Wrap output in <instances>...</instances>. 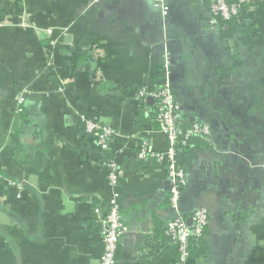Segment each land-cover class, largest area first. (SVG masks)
<instances>
[{
    "label": "crops",
    "instance_id": "crops-1",
    "mask_svg": "<svg viewBox=\"0 0 264 264\" xmlns=\"http://www.w3.org/2000/svg\"><path fill=\"white\" fill-rule=\"evenodd\" d=\"M209 5L167 0L164 33L154 0H0V264H97L110 160L128 230L116 264H176L166 169L135 158L142 140L168 148L137 98L161 82L165 45L183 116L212 131L178 158L181 212L209 213L187 264H264V9L211 28ZM82 117L115 131L106 152Z\"/></svg>",
    "mask_w": 264,
    "mask_h": 264
},
{
    "label": "built area",
    "instance_id": "built-area-1",
    "mask_svg": "<svg viewBox=\"0 0 264 264\" xmlns=\"http://www.w3.org/2000/svg\"><path fill=\"white\" fill-rule=\"evenodd\" d=\"M264 5V0H210L209 25L218 28L222 22H229L236 18L243 7L257 9ZM154 7L161 17L162 31L166 32V18L168 15L167 0H154ZM222 21V22H221ZM51 34V31H48ZM171 62L166 45L164 47L162 79L154 89L140 87L137 89V98L145 101L147 98L154 100L156 114L154 121L158 129L168 141L165 151H155L149 141L142 140L135 145V158L138 162L152 161L165 167L168 190V208L172 214L171 219L164 227V234L174 246L177 254L176 264H187L189 260L190 242L204 236L209 223V213L205 209H196L190 217L181 212V198L188 185L186 171L180 166L178 158L184 149L190 146L193 139L209 142L212 136L211 128L206 123L196 120L188 121L182 113L181 105L176 101L171 82ZM21 93L15 100V109L21 112L25 101V93ZM84 131L96 137V143L101 153L109 149L110 141L116 133L110 127L101 124L96 119L82 117ZM108 168V184L112 190L108 201L107 212L103 215L98 210L96 214L101 227L103 254L97 264H116L118 247L122 237L127 233V227L122 218V205L118 191L122 171L112 160L105 163ZM3 180L0 174V181ZM9 185L21 191V186L15 182ZM187 220H190L188 225Z\"/></svg>",
    "mask_w": 264,
    "mask_h": 264
},
{
    "label": "trees",
    "instance_id": "trees-1",
    "mask_svg": "<svg viewBox=\"0 0 264 264\" xmlns=\"http://www.w3.org/2000/svg\"><path fill=\"white\" fill-rule=\"evenodd\" d=\"M231 2H236V0H230ZM261 7L264 9V5H261ZM244 8H247V6L243 7L242 9ZM222 22V21H221ZM224 23V22H222ZM154 117H155V114H156V109H154ZM184 151H186V149H184ZM206 233V230L204 232V235ZM204 237V236H203ZM203 237L199 238V239H193L191 240L190 242V248H189V256L192 254V251L197 248V247H203ZM206 251V250H205Z\"/></svg>",
    "mask_w": 264,
    "mask_h": 264
},
{
    "label": "water",
    "instance_id": "water-1",
    "mask_svg": "<svg viewBox=\"0 0 264 264\" xmlns=\"http://www.w3.org/2000/svg\"><path fill=\"white\" fill-rule=\"evenodd\" d=\"M233 161H235V157H233ZM188 225H190V220H187Z\"/></svg>",
    "mask_w": 264,
    "mask_h": 264
}]
</instances>
